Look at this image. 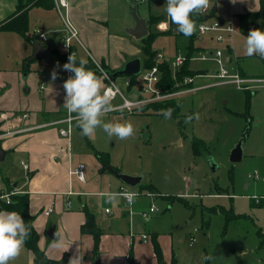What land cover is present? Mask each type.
Instances as JSON below:
<instances>
[{
	"label": "rangeland",
	"instance_id": "1",
	"mask_svg": "<svg viewBox=\"0 0 264 264\" xmlns=\"http://www.w3.org/2000/svg\"><path fill=\"white\" fill-rule=\"evenodd\" d=\"M130 2L133 5L138 3ZM113 9L115 10V4ZM139 11L143 18H152V35L160 30H169L172 22L167 16L166 0H143ZM42 12L41 9L32 11L31 29L38 31L39 37L40 34L46 36L49 57L41 62L43 64H30V69L38 71L39 81L36 78V84L43 80L49 82L54 69L60 73L65 72L64 77L59 80V83L63 84L69 77L67 71L62 70L64 64L60 63L57 55L52 52V44L57 37L66 36L62 19L65 12L55 10L59 19L52 17L49 20L51 22H47ZM215 17L218 18V14ZM65 19L70 21L67 16ZM50 26L53 28L50 29ZM175 26L173 23V28ZM117 28L121 31L123 29L120 26ZM254 29L264 31V19L256 20ZM248 34L249 31L239 33L238 58L234 53H228L226 42L218 43L222 44L220 46L214 45V53L212 56L207 55V60H201L199 56L194 55L191 59L193 67L202 68L207 72L194 81V91L175 98V102L180 106L178 118L166 117L161 112L143 105L144 107L136 108L133 112L110 110L103 117L106 123L131 122L135 129L131 138H109L100 128L85 136L77 124L72 129L70 139L74 152L83 155L88 165H91L89 156L99 164L95 150L104 153L108 155L111 166L120 171L119 173L143 175L141 186H153L159 194L144 190L141 192V199L136 202L142 194L131 206L119 195L124 187L121 181L113 173L107 172L111 180V199H108L109 202L104 199L105 203L101 205L111 212L112 219L117 216L122 220L127 232V223L132 221V236L142 232L159 234L163 259L160 261L154 252L159 264H170L174 257L177 264H264V207L252 205V199L264 197V58L246 54ZM36 38L38 42L41 41ZM175 45V38L166 41L161 36L153 44V52L158 55V52L167 50V53L174 57ZM136 47L140 48L139 44H136ZM13 50V42L3 44L0 39V71L20 74L21 82L27 74L23 70L26 65L20 58L16 59V55H20V49L16 52ZM218 50L223 52L224 64H219L215 58ZM7 53L12 54L11 57L7 58ZM58 53L68 62L69 58L64 56V49L59 48ZM226 56L232 58L231 63H226ZM137 58L144 62L143 55ZM238 67L249 77L245 73L242 74ZM223 68L229 71V75L236 71L243 79L260 81L246 83L243 88L233 84L218 85L222 81L218 74ZM105 70L112 76L113 71ZM14 74L5 80L10 88L13 86L12 94L16 93L18 87ZM119 78L126 77H112L114 81ZM118 84L123 96L130 99L131 86H128L129 89L125 87L123 91ZM181 91L183 89L178 92ZM247 92L252 94L248 95ZM40 94L43 98L44 93L40 91ZM118 99L111 109L123 103L121 97L118 96ZM247 113L249 120L244 116ZM188 116L193 119L186 123ZM246 130L249 132L244 159L241 163H232L229 159L230 152ZM193 138L205 143L204 155L194 153ZM213 164L215 168L212 167ZM22 170L24 166L20 164V157L13 154H9L6 160L0 163V193L6 180L11 186L24 178ZM256 172L259 179H250L249 175ZM19 173H22V176H19ZM101 175L98 170L95 179L99 180L100 186H96L97 190L102 189L103 180L99 179ZM141 186L126 189L138 193ZM11 191L4 195L11 194ZM7 199L8 197L0 195L1 203ZM258 200L261 202L263 199ZM96 204L99 208L98 202ZM153 205L159 211L145 222L141 213L148 212ZM126 213H129L128 219L124 217ZM108 218L109 216L102 222L105 232L110 224ZM151 243L152 240L149 239L148 247H152ZM28 251L24 246L19 256L10 260L9 264H23L24 255ZM53 260L60 264L65 263L63 260ZM147 263L155 264V261L147 259Z\"/></svg>",
	"mask_w": 264,
	"mask_h": 264
},
{
	"label": "crops",
	"instance_id": "2",
	"mask_svg": "<svg viewBox=\"0 0 264 264\" xmlns=\"http://www.w3.org/2000/svg\"><path fill=\"white\" fill-rule=\"evenodd\" d=\"M129 1L132 0H68V8L63 9L65 12L64 18L67 16L78 32L79 41L73 42L72 45V54H74L76 60L87 63L89 60L94 59L105 69L115 73L124 69L130 61L140 59L137 58L139 55L144 56L141 44L142 39L137 40L128 33V30L134 26L128 6ZM142 2L143 0L138 3L141 5ZM263 2L264 0L215 1L213 5L214 14L209 15L210 19L207 21H219L221 23L234 21L235 32L232 38H230L229 34H225L227 40L226 48L230 55L234 53L238 58L239 33L253 30L254 22L260 18H251L248 17V14L258 13L261 10ZM18 4V0H0V24L16 14ZM114 4L115 10L113 9ZM215 7L217 8L216 12H214ZM34 9H41L43 17L47 19V22H51L49 20L52 17L56 20L59 19L58 14L55 13V10H57L56 5L51 10L33 7L29 10V36L32 41H28L16 33L0 32L1 43L7 44L8 42H13L15 46L14 52L20 49V55H16V59L20 58L23 64L26 65L23 70L27 73L24 75L23 81L20 82V74L0 71V144L4 151H6L7 156L9 154L18 156L20 157V164L22 165V162H24L28 166L27 170L25 168L22 170L24 178L18 180L15 184L10 186L9 181H5L0 195L3 196L4 193H9L11 190V192H15L17 195H29L30 213L35 218L34 227L39 235L38 244L50 260H63L67 257L69 261L72 257L80 256L82 257V264H95L93 259V237L91 235H83L81 232V228L86 222L83 208L87 207L94 214L96 223L103 232L98 264H130L131 257L138 264H148L147 259L154 260L155 264H159L158 259L154 255L153 243H151L153 248L148 247L149 239L153 241L154 235L157 236L160 244L159 234L142 232L139 235L134 233L132 236V221L129 224L127 223V232L124 229L122 220L117 216L112 219L110 217L111 212H107L108 209L101 206L105 203L104 199L109 202L111 180L107 172L110 171L101 172V163L97 164L96 160L92 159V156L88 157L91 161V166L87 164L86 158L83 155H77L74 152L71 139L61 137L59 133V130L64 128L65 124L57 127H44L45 125L65 119L70 113L64 105L65 92L63 84L59 83L60 79L56 78L53 80L51 76L49 82L43 80L39 84H36L35 80L36 78L38 80L39 77L38 71L35 72L33 68L32 71L30 69V64H43L41 62L49 57L47 42L42 41L37 34L38 31L31 29V13ZM216 14H218V18L215 17ZM200 17L196 13L191 14V19H200ZM213 17L215 18L213 19ZM201 18L202 21L198 20L196 23L197 28L193 41H191L190 36L186 37L179 33L177 25L173 28V23H170L169 30L158 31L154 35L156 38L154 43L161 36L166 41L169 38H175L176 40L174 57H172V54L167 53V50L165 52H158V54H162L169 64L179 55L188 56L191 52H193L192 57L194 55L197 57L201 54L212 56L214 45L220 46L222 44L216 42L214 34L205 36L199 34L198 25L205 21V17ZM151 19H147L149 20L148 35H150ZM117 26L122 27V31ZM49 28L53 27L50 26ZM36 37L41 41L38 42ZM63 38H56L52 44V52L57 55L60 63L65 64L67 61L63 60L62 54L58 55V49L62 48ZM179 40H181L180 43ZM37 44L47 50V53L40 50V54L38 53L41 56L40 58H34L36 56L35 45ZM136 44H139L141 49L136 47ZM45 54L47 58H44ZM11 55L7 53V58L11 57ZM64 56L67 57L66 53ZM145 61L146 57L144 56V62L141 60L142 69L138 79L139 83L131 89L130 93L132 96L129 100L147 97L141 94V77L148 71L144 69ZM231 62L232 58L226 56V63ZM193 66L190 60L189 69L195 73L202 72V74L194 77V81L199 76L206 74L207 71L204 69H196ZM238 70L242 74L245 73L239 67ZM57 73L63 74L65 72ZM13 74L16 75L18 85L15 94H12L13 86L10 88L5 81L8 76ZM115 81L117 84H120L118 85L123 91H125V87L127 89L130 86L129 77L119 78ZM19 83L21 86H19ZM103 83L106 87V80H103ZM193 85L194 83L185 89L189 91L194 90ZM42 86H44V89H42ZM27 87L29 89H26ZM104 89H102L101 94H103ZM40 91L44 93L43 98H41ZM247 94L251 95L252 93L247 92ZM118 100L116 98L111 105ZM172 100L175 101V98ZM71 115L75 116L76 114L71 113ZM26 116L28 117L26 118ZM73 124H77V121L75 120ZM79 164L85 165V183L80 182L71 174V171ZM98 170L102 173L99 176V179L103 180L101 190H97L96 187L98 186L99 188L100 186L99 180L95 179L98 175ZM22 173H19V176H22ZM249 188L250 186L248 190ZM142 196L143 194L136 202ZM260 198L263 199V202L258 200ZM260 198L252 199V205L264 207V197ZM97 202L99 208L97 207ZM48 208H52L49 216L45 214ZM126 211L124 210V212ZM0 212L8 211L0 210ZM128 214L124 215L127 219ZM107 216H109L108 220L110 224L105 232L102 222ZM54 226L58 235L56 240H59L61 247H56L54 244L55 240H52L48 236L50 228ZM144 235L149 237L147 242L142 238ZM35 261L36 258L33 252L29 250L25 253L23 264H34Z\"/></svg>",
	"mask_w": 264,
	"mask_h": 264
},
{
	"label": "clouds",
	"instance_id": "3",
	"mask_svg": "<svg viewBox=\"0 0 264 264\" xmlns=\"http://www.w3.org/2000/svg\"><path fill=\"white\" fill-rule=\"evenodd\" d=\"M210 0H166L167 16L172 23L177 25V31L188 37L195 33L197 25L191 19V14L207 12ZM246 54L248 56L259 55L264 58V31L251 30L246 37ZM63 71L72 73L63 83L65 103L69 113H75L74 119L82 133L87 136L93 134L97 128L102 129L109 138L117 137L121 140L131 138L135 129L131 122L111 123L104 122V115L111 110V96L104 89L103 80L108 78L106 72L98 76L96 72L86 68L83 61L76 66L75 56L71 54L67 63L63 65ZM52 78L58 77L54 69ZM171 109L164 112L166 117L171 116ZM198 119V114L196 116ZM193 119L186 118V123ZM131 205L134 203V194H124ZM111 199V196L109 197ZM29 229L24 223L21 214L0 212V264H9L23 250L24 244L29 237ZM56 247H61L59 240H55ZM68 264H82V257H72Z\"/></svg>",
	"mask_w": 264,
	"mask_h": 264
},
{
	"label": "trees",
	"instance_id": "4",
	"mask_svg": "<svg viewBox=\"0 0 264 264\" xmlns=\"http://www.w3.org/2000/svg\"><path fill=\"white\" fill-rule=\"evenodd\" d=\"M18 1L19 4L17 7L16 14L0 24V32L16 33L22 36L23 38H25L26 40L32 41L31 37L29 36V10L33 7L43 8L47 10L54 9L55 1L54 0H18ZM263 13H264V2L261 6V10L258 13L248 14V17L263 18ZM192 20H194L195 23H197L198 20L202 21V18L201 17L200 19L193 18ZM152 22L153 21L151 19L150 25ZM194 37H195L194 34L190 36L191 41L195 39ZM155 39L156 38L154 34L152 35L150 33V35H148L146 38L141 40L142 52L146 57V61H145L146 63L144 66V69L146 70H151L157 63V54L156 52H153V44ZM192 54L193 52L189 53L188 56H186L187 59L186 62L175 73L172 72L173 70L172 68H170L171 65L166 60H164V62L159 64L161 81L157 85V87L160 89L162 94H172L178 92L181 89H185L186 87L188 88V86L191 85V84L184 85L183 81L186 77L194 78L198 75V73L192 72L189 69V63L192 58ZM75 63L76 66H80L81 62L75 59ZM84 64L86 68L91 69L94 72H96V74H98L95 69L94 62L92 60H89L87 63ZM129 79H130L131 88L135 87L139 83L138 82L139 76L129 77ZM249 97L250 96H248V99ZM147 107L153 109L154 111H159L163 115L166 110L171 109L172 111L170 117H175V118H178L180 112V108H179L180 106L174 100L150 103L147 104ZM244 116H246L248 120L250 119L248 113L245 114ZM192 140H193L192 144H193L194 153L196 155H204V153L206 152L205 143L197 138H193ZM95 155L97 156L99 162L102 165L101 172H107V171L111 172V170L120 172L111 166L108 155L98 152L96 150H95ZM144 190H149L152 193L159 195L154 190L153 186H147V187L141 186L140 192H143ZM11 200L12 202L10 204H7V202L5 201L3 203L0 202V210H6L8 212L15 211L22 215V217L24 218V223L28 227L30 233L24 245L35 255L36 264H60L58 262L48 259L47 256L45 255V252L41 250L39 247L38 244L39 235L34 227L35 218L30 213L29 195L28 194L13 195ZM83 211L86 215V222L82 226L81 232L83 235H91L93 237L94 240L93 259H94V263L98 264L100 258V245H101L103 232L98 227L94 214L87 207H84ZM152 243L154 247V252L157 258L161 261L163 259L162 249L156 235L153 236ZM63 261L66 264H68L67 257H65ZM130 264H138V263L135 262L134 259L131 257ZM170 264H177V259L174 257Z\"/></svg>",
	"mask_w": 264,
	"mask_h": 264
},
{
	"label": "built area",
	"instance_id": "5",
	"mask_svg": "<svg viewBox=\"0 0 264 264\" xmlns=\"http://www.w3.org/2000/svg\"><path fill=\"white\" fill-rule=\"evenodd\" d=\"M54 1H55V5H56L57 10L60 13L62 12L63 9L68 8V6H69L68 0H54ZM132 1L140 2L142 0H132ZM215 1L216 0H210V5H209L207 12L201 13L199 15L203 18L211 15L213 12V5H214ZM63 20H64V24H65L66 36H64V38H63L62 48L66 51V55L69 58V56L72 54L73 42L79 41V38H78V32L74 28L73 24L70 21H68L67 19H65L64 17H63ZM198 32L202 36H205L208 34H214L216 42L224 43L227 41L225 34H229L230 38H232V36L235 32L234 21L231 20L227 23H221L219 21H214V22L203 21L198 25ZM37 33H39V32H37ZM40 38L42 39L43 42H47V38L44 34H40ZM215 58L217 59L219 64L225 63L224 55H223V52L221 50H218L215 53ZM199 59L207 60L209 58L207 55L201 54L199 56ZM164 60H165L164 56L162 54H158L156 65L151 70L146 71L143 74V76L141 77V82H142L141 94H143V96H147V97L138 98L135 100H129L125 96H123L121 90L119 89V87L117 86L115 81L112 79L111 75L104 69V67L101 64L97 63L93 59L92 61L94 62L95 69H96L97 73L99 75H101L102 71H103V72H106L108 75V78L104 79L107 82V86L105 87L104 91L106 90L108 92V94L111 96V103L116 98H118V96L121 97L123 100V103L120 106L113 107L111 110H113V111H115V110H126L128 112H133L134 109L139 108V107L141 108L143 105H147V104L155 103V102L172 100V99L176 98L177 96H180L184 93L194 91V90L189 91L188 89H185V90L183 89V91H181V92H175L172 94H162L161 93V91L157 87V85L161 81L159 64L164 62ZM186 60H187L186 56L179 55L173 62H171L170 65H171L173 72L175 73L176 71H178L184 65ZM66 74L68 77L70 75H73L72 73H69V72H67ZM63 77H64V74H58L57 78L61 79ZM218 78L222 80L221 83L218 85H231V84H233V85L238 86L239 88H243L244 84H246V83L260 81L257 79H255V80L243 79V78H241V76L236 71L233 75H229V71L226 70L225 68H223L219 72ZM194 79L195 78L186 77L183 81V84L184 85H188V84L192 85L194 83ZM181 84H182V82H181ZM42 89H44V86H42ZM27 117L28 116H26V118ZM73 123H74V118L72 117V115L70 113L65 119L57 121V122H53V123L48 124V125H45L44 127H57L59 125L65 124V127L61 128L59 130V133H60L61 137L70 139V136L72 134V129L74 126ZM22 165L24 166V168L26 170L28 169V166H26L24 164V162H22ZM71 174L73 176H75L80 182L85 183V180H86L85 165L79 164L76 168H74L71 171ZM250 178L259 179V175L256 172L254 175H250ZM126 187H128V186L124 185V187L121 188L119 195L125 199L127 204H129L128 200L124 194L125 193L134 194V202H135V200L141 195V193H139V192L138 193H132L128 189H126ZM15 194H16L15 192H12L11 194L3 195L1 197H4V196L8 197L6 202H7V204H10L11 203L10 196L15 195ZM133 204L134 203H132L131 206ZM158 211H159V209L153 205L150 207L148 212L141 213V216H142L143 220L145 222H147V221H149L151 215L157 213ZM51 212H52V208H48V210H46L45 214L47 216H49L51 214ZM107 212H109V210H107ZM131 213H132V211H131ZM142 238L145 242H147L149 237L147 235H144Z\"/></svg>",
	"mask_w": 264,
	"mask_h": 264
},
{
	"label": "water",
	"instance_id": "6",
	"mask_svg": "<svg viewBox=\"0 0 264 264\" xmlns=\"http://www.w3.org/2000/svg\"><path fill=\"white\" fill-rule=\"evenodd\" d=\"M129 10L131 12V16L134 21V26L128 30V33L136 38L137 40L144 39L148 35L149 31V20L143 18L140 14L139 11V6L140 4L137 3L136 5H133L130 1L128 2ZM217 11V8H214V12ZM263 18H264V13H263ZM205 21L210 19V16H207L204 18ZM35 50H36V56L34 58H40L41 56L38 55L40 54V50L46 51L47 50L43 47H41L39 44L35 45ZM44 58H47V55L45 54ZM141 69H142V63L140 59L132 60L126 66L124 69L115 72L112 74L111 77H117V76H125V77H133V76H139L141 74ZM248 130L243 134L242 138L235 144L234 148L230 152L229 159L232 163H241L244 159L245 156V143L247 140L248 136ZM7 153L4 151L2 148V145L0 144V163L4 162L6 160ZM213 168L216 166L213 164ZM111 173H113L124 185L131 187V188H138L143 180L144 176H131L123 173H119L117 171L111 170ZM49 238L52 240H56L58 238L57 232H56V227H52L49 232H48ZM66 264V263H63Z\"/></svg>",
	"mask_w": 264,
	"mask_h": 264
}]
</instances>
